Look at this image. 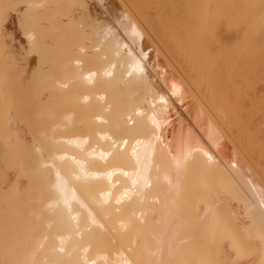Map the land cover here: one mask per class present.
Wrapping results in <instances>:
<instances>
[{
	"label": "bare ground",
	"instance_id": "bare-ground-1",
	"mask_svg": "<svg viewBox=\"0 0 264 264\" xmlns=\"http://www.w3.org/2000/svg\"><path fill=\"white\" fill-rule=\"evenodd\" d=\"M0 264H264V0H0Z\"/></svg>",
	"mask_w": 264,
	"mask_h": 264
}]
</instances>
